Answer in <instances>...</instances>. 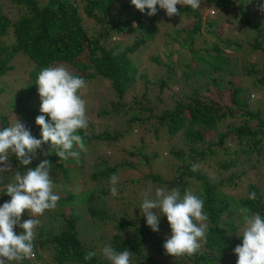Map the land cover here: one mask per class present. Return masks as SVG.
I'll use <instances>...</instances> for the list:
<instances>
[{
  "label": "trees",
  "instance_id": "obj_1",
  "mask_svg": "<svg viewBox=\"0 0 264 264\" xmlns=\"http://www.w3.org/2000/svg\"><path fill=\"white\" fill-rule=\"evenodd\" d=\"M203 1L223 11H228L230 7L235 8L239 13L238 22L256 32L247 42L250 49L264 55V27L253 15L251 16L250 12L253 7L258 6L259 0ZM9 2L16 16H11L8 11H5L2 7L4 3L0 2V78L16 70L13 60L18 54L26 56L30 65L32 64V69L28 72L24 85L19 91L18 89L17 91L8 90L9 92L5 93L6 88L0 85V107L4 105V99L11 107L9 113L2 114L0 117V130L11 126L14 122L13 116L18 113L21 117L19 121L30 129L35 138L42 139L41 127L36 124V117L42 114L39 108L41 100L36 79L43 68L69 63L77 65L81 70L79 73L72 72V74L85 81L103 78L112 89L111 105L110 109H101L97 114L123 112L127 116L125 124L124 127L113 132L103 130L91 136L84 135L85 137L108 140L113 143L127 136L131 127L136 124L154 135L162 131L168 138L180 133L181 142L169 147L175 161L165 165L167 167L165 172H170L167 176L162 169L154 171L152 160L159 153L154 151L152 155L147 154L142 141L140 147L126 151L127 155H134L137 162L126 159L106 167L104 171L94 172L91 178H108L120 167L127 169L130 167L134 170L143 163L149 167V170L146 173L125 178L122 181L123 186L129 180V183L136 185L140 182L147 185L144 186L145 190L151 187L165 190L178 188L182 196L193 188L192 193L204 200L203 210L208 216L205 221L208 225L206 240L200 242V249L192 256L175 258L165 253L163 244L166 241V234H171L168 231L169 222L166 216L160 218L159 227L162 233L158 234L147 226L146 217L121 215L115 218L114 222L112 221L115 232L111 239L103 244L111 245L118 253L129 251L134 259L132 264L156 262L155 257L145 253L146 248L156 250L155 253L161 256L166 255L170 263L167 261L163 264H221L225 258L230 257L229 250L235 243L233 234L244 225L239 209L245 207L250 210V214L259 213L264 217V193L255 182H248L247 194L239 198L229 191V189L234 190L240 187L243 176L246 175V172L240 168V165L245 164L244 159H252L255 155H260L264 149L262 146L264 117L261 115L260 108L254 106L257 109L254 110L249 107L251 100L249 95L242 97L239 86L234 83L227 87L229 90L231 88L229 97L231 105L221 106L216 99L205 98L204 94L196 89H193L186 98L175 97L174 104L169 107L163 104L160 96L151 97L150 94L154 88H158V92H161L163 88H169L167 79L148 78L146 73H141L136 55L146 47L149 37L152 38L157 32L156 25L161 24L157 25L161 27L165 23L167 15L163 13L159 5H157L156 15L148 16L146 13L149 10L146 9L144 13H141L131 4V0H9ZM177 9L180 12L177 16L185 13L189 17L193 15L196 17L189 25L174 29L173 37L177 45L180 43L177 36L183 32L191 37L205 32L211 36H218L219 43L215 44L220 52H227L224 48L231 47L230 38L220 35L222 28H216L212 18L203 19L200 8L193 10L190 6L180 5ZM91 20L100 23L102 30L99 33L94 34V30L90 31L86 25ZM128 31L135 35L132 42L126 43L124 47H119L120 44L117 41L109 42L113 35L125 34ZM217 32L219 33L216 34ZM182 41L184 42L181 45L182 48L187 47L188 51L197 54L193 49V39L187 43L184 37ZM235 44L234 49L240 50L239 42L236 41ZM213 48L215 49V46ZM179 50L175 48L171 51L172 53L167 54L166 58L170 61L165 63V68L169 72V79H172L171 73L176 70L174 62L171 61L177 59L179 62L181 54ZM202 51L207 50L205 48L198 52L202 55ZM207 52L216 53L211 48ZM228 53L227 57L231 61ZM149 58L159 65L162 64L158 56L150 54ZM211 70L226 69L219 62V64H212ZM245 72L250 75L259 73V71L255 72L253 67L246 69ZM261 81H264V72H261L258 80L253 83L258 84ZM129 94L130 97H128ZM170 95L174 97L176 94L174 92ZM34 103H37L38 107L33 109L32 121H29L28 112L25 111H29ZM44 115L50 120L47 114ZM240 117L242 119L238 122L237 119ZM226 118H231L233 121H225ZM253 121L257 122L254 127ZM45 152H51V150ZM40 153V150H37L36 156H40ZM42 155V160L48 159L51 162L52 171L62 168V174L66 179V175L71 170L68 165L69 159L60 160L54 151L48 156L43 153ZM36 156L27 167L34 169L39 165L40 161ZM9 162L13 171L27 170L20 165L14 154L10 153ZM195 163H198L200 167L198 171L193 172L191 168ZM205 165H208L209 169L211 167L218 169L217 172L221 175L218 181L213 179L216 175L214 171H205ZM228 169L231 171L228 174L224 173V170ZM11 175L12 173H8L6 176L8 180L11 179ZM7 179L5 183L8 182ZM252 192L256 193L254 200L249 199ZM10 200L11 197L1 188L0 206ZM94 212L97 220L106 216L103 209H96ZM76 222L77 216L74 214L64 216L58 230L48 229L44 238H34V254L42 258L40 250L45 248L49 249L54 264H70L71 262L108 264L103 261L101 257L103 254L99 255L95 247L89 248L82 243ZM22 231L20 229L19 234ZM43 231L44 228L41 227L38 234L42 236ZM237 240L242 238L238 237ZM89 251L96 252L97 255L90 261H86L84 256ZM236 261L237 259L226 264H236ZM22 264H29L28 259L23 260Z\"/></svg>",
  "mask_w": 264,
  "mask_h": 264
},
{
  "label": "rangeland",
  "instance_id": "obj_2",
  "mask_svg": "<svg viewBox=\"0 0 264 264\" xmlns=\"http://www.w3.org/2000/svg\"><path fill=\"white\" fill-rule=\"evenodd\" d=\"M0 2L4 3L2 7L5 11H8L11 16H16V12L10 8L11 4L9 0H0ZM201 2L200 12L202 18L205 20L212 18L216 28H222L220 35L230 38L231 47L224 48L227 52H220L215 44L219 43V39H217L218 36H211L205 32L201 35L193 36L195 39L183 32L177 36V40L180 42L177 45L176 39L173 37L175 32L174 29L189 25L196 17L194 15L189 17L185 13L177 17L167 16L163 26L157 27V25L161 24L156 25V28H158L157 32H155L152 38L149 37V41L145 44L146 47L142 49V52H138L136 55L141 73H146L148 78L164 77L167 79L166 81L169 88H163L161 92H158V88H154L151 91V97L160 96L163 104L169 107L174 104L175 97L186 98L193 89H196L203 93L205 98H214L221 106H225L232 104L231 99H229L231 88L229 90L227 87L235 83L239 86L242 97L249 95L251 99L249 101V107L254 110H257L254 106L260 108L261 115L264 117V81L258 84L253 83L258 80V76L261 75V72H264V55L259 51H252L247 43L256 32L238 22L239 13L235 8L230 7L228 11H223V9H219L211 3L203 0ZM259 3H264V0H259ZM250 12L251 16L253 15L256 21H260L264 27V13L258 10V6L253 7V10ZM163 13L165 14L166 11L163 10ZM86 25L90 28V31H92V29L94 30V34L102 30L100 23H96L92 20ZM218 33L219 32L216 34ZM134 35L135 34L130 31L125 32V34L120 33L118 35H113L109 42L117 41L120 44L119 47H124L126 43L132 42ZM184 37L187 43L193 39V49L197 54L188 51L186 49L187 47H181V45L184 44L182 41ZM236 41L241 45V49L238 51L234 49ZM213 46H215V49ZM174 47L180 49L181 54L179 62L177 59L171 61L172 63L174 62V68L176 67V70L171 73L173 76L172 79H169V72L165 68V63L170 61L169 59L167 60L166 57L167 54L172 53L171 51L175 49ZM205 48L207 51L211 48L216 53L202 51L201 55L198 51H201V49L204 50ZM227 53L230 54L231 61L227 57ZM150 54L161 58L162 64L159 65L157 62L151 60L149 58ZM13 61L16 65V70H12L5 77L0 78V83H2L0 85L7 90H5V93H8V90L17 91L18 89L19 91L24 85V79L29 74L28 72L32 69V64L30 65L25 55L18 54ZM219 62L225 66L226 70L212 71V64H219ZM59 65L65 66L70 73L81 72L80 68L75 64L61 63ZM251 67L255 69V72L259 71V73H256V75L246 73L245 70ZM233 71H235V73H233ZM229 76H231L230 79ZM86 85V89H82L78 92V95L85 101L86 117L88 120V127L78 131V134L82 133L81 136L84 138L86 151H80L78 158H68V165H70L71 170L66 175V179L62 174V168L57 171L51 170L50 176L54 184L53 191L60 196V200L57 202V207L54 210H45L43 215L35 217L40 223L34 231L35 238H44L46 236L45 232L48 229L56 231L61 227L64 216L74 214V216H77L76 227L82 243L89 248L91 246L95 247L97 253L102 255V249L105 245L103 242L111 239L112 234L115 232L112 221L114 222V219L121 215L142 216L140 206L145 198H155L156 188L151 187L149 190H145L144 186L147 185L141 182L136 185L132 182L129 183V180H127V183L123 186L122 181L125 180V178H131L134 174L146 173L149 170V167L143 163L140 164L138 168L134 167L137 170H133L130 167H128V169L125 167L117 169L115 175L118 176V181L115 187L119 195L115 197L110 194V189L113 186L110 183V177L113 174L108 178H91V174L104 171L106 167L116 165L126 159L137 162L134 155H127L126 151L133 150L135 147H140L143 141L147 154L152 155L154 151L159 153L158 156L152 160L154 171L162 169V172L167 176L170 172H165L167 169L165 165L170 164L171 161H175L170 154L169 147L175 146L181 142L179 139L181 138V134L178 133L174 137L168 138L165 133L159 131L154 135L151 132H146L147 129L143 130L135 124L129 130L127 136L121 137L119 141L113 143L108 140H98L96 138L88 139V137L84 136V132L89 136L98 134L103 130L113 132L116 129L124 127L127 116L123 112L98 115L97 112L101 109H110L112 89L109 87L108 82L100 77L93 80L87 79ZM174 92L176 95L171 97L170 94ZM128 97H130V94ZM3 103L4 105L0 107V117L2 114H7L11 111V107L5 99ZM36 107H38V104L34 103V105L29 108V111H25L26 113L28 112L29 121H32L33 109ZM20 118V115L16 113L13 116V124L16 122V119L19 120ZM241 119L240 117L237 121L239 122ZM231 120V118H226L225 121ZM252 123L254 127L257 122L253 121ZM50 145L51 142L45 144L42 150H40V156H36L40 162L43 156L42 153L46 150H51ZM262 146L264 147V139L262 141ZM74 150L79 149L74 146ZM244 160L245 164L240 165V168L246 172V175L243 176L240 187L234 190L229 189V191L231 194H236V197L239 198L247 194L246 184L248 182H255L264 193V149L260 155L257 154L252 159ZM0 167H3V165H0ZM206 170L211 172L214 171L216 175L213 179L216 181L219 180L221 175L218 174L217 168L214 169L211 167L209 169L208 165H205V171ZM230 171L231 169L224 170V173L226 172L228 174ZM7 175L8 173H5V176ZM12 177L13 173L11 179ZM1 188L2 187H0V189ZM96 209L105 210L106 216L101 220H97L94 212ZM28 219H34V217L29 216L28 210H25L21 216V221L23 222ZM103 219L105 220L103 221ZM167 226L168 231L171 232L170 225L167 224ZM41 227L44 228L42 236L38 234ZM243 227L244 225L233 234L235 243L232 249L230 248L229 250L230 257L225 258L221 264L231 263V261L237 259L234 249L237 245L242 244V240H237V238L239 236L242 237ZM14 232L19 234L20 228L17 226L14 228ZM154 233L160 234L162 232L159 231ZM170 235V233L166 234V238ZM145 250V253L151 254V256L156 258V262L150 264H160V262L163 264V262L167 261H169L167 263H170L166 255L161 256V254L155 253L157 252L156 250L147 248ZM40 251L43 257L40 258L35 253L33 258L28 259L29 264H54L49 249L44 248ZM101 257L104 262L106 261L108 264H111L104 256ZM132 261H134V259L130 255V264H132ZM9 264H22V261H12L9 262ZM70 264L77 263L71 262Z\"/></svg>",
  "mask_w": 264,
  "mask_h": 264
},
{
  "label": "clouds",
  "instance_id": "obj_3",
  "mask_svg": "<svg viewBox=\"0 0 264 264\" xmlns=\"http://www.w3.org/2000/svg\"><path fill=\"white\" fill-rule=\"evenodd\" d=\"M141 13L154 16L157 5L166 11L168 17L177 16L180 12L177 5L190 6L196 10L201 8V0H131ZM258 10L264 13V3L258 4ZM38 93L41 100V115L36 117V124L41 127L42 139L35 138L26 125L16 119L9 127L0 130V187L11 197L9 202L0 206V264L12 261H23L34 256L35 228L39 225L38 215L45 210H54L60 196L53 191L54 184L50 176L51 162L42 160L37 167H27L32 163L37 150L51 142V152H44L45 156L53 151L60 160L69 157L78 158L80 151H86L84 138L78 130L88 127L85 101L78 95L86 89V81L70 73L65 66L43 68L36 79ZM50 117V120L46 118ZM86 136L87 133L85 132ZM76 146L79 150H74ZM15 155L20 165L26 168L24 172L13 171L9 156ZM200 165L195 163L191 170L196 172ZM5 173H13L9 181ZM7 179V183H5ZM118 176L113 174L110 183L113 185L110 194L115 197L119 193L115 187ZM249 199H256L252 192ZM141 215L146 217L147 226L153 232L160 231V218L166 216L171 228V235L166 238L163 247L167 255L173 257L192 256L201 247V241L206 240L208 216L204 212V200L187 191L183 196L178 188L165 190L157 187L155 198H145L140 206ZM25 210L34 219L21 221ZM244 227L242 244L237 245L234 253L236 264H264V217L259 213L250 214V210L241 207ZM23 231L17 235L14 228ZM103 256L111 264H130V252H116L111 245L102 249ZM97 255L89 251L84 256L90 261Z\"/></svg>",
  "mask_w": 264,
  "mask_h": 264
}]
</instances>
